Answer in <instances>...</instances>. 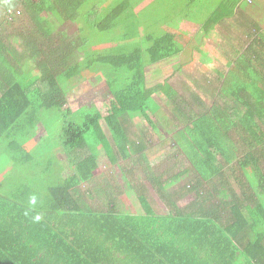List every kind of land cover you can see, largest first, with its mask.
<instances>
[{
	"label": "trees",
	"instance_id": "16d2710c",
	"mask_svg": "<svg viewBox=\"0 0 264 264\" xmlns=\"http://www.w3.org/2000/svg\"><path fill=\"white\" fill-rule=\"evenodd\" d=\"M240 1L223 0L217 5L214 15L202 23L201 36L196 37L195 43L184 40L185 43L170 29L159 33L140 31L142 17L134 11L137 2L129 0L0 2L4 10L0 25L15 22L24 8L36 23L41 33L25 35L24 44L36 46L52 44L51 41L67 44V36L54 32L59 22L68 20L79 26V44L85 38L92 43L96 31L106 36L112 34L106 43L120 44L102 51H87L81 63L71 64L37 58L39 51L32 49L29 52L35 61L32 69L20 75L19 66L3 56L6 30L0 27V60L5 62L0 71H9L7 80L0 81V135L10 138L7 146L14 153V159L18 160L19 155L23 160L32 158L22 138L28 139L37 123L52 117L63 124L61 147L89 148L95 154L103 150L110 162L115 163L114 143L122 157L131 160L133 171L141 163L137 157L128 156L124 140L127 138L134 149L144 150L145 179L138 175L136 186L125 180L127 188L136 191L142 213L129 212L123 198L126 193L119 189L117 192L103 190L100 203L91 206L86 201L87 194L78 186L77 176L61 174L63 165L57 174L61 179L48 186L41 200L37 197L39 191L31 192L37 199L25 210L26 215L41 221L48 217L49 227L55 232L52 238L56 240L49 248L70 252V255L55 256L54 264L67 259L72 264H264V27L251 19L240 23L248 42L240 48L232 47L233 52L225 49L228 58L232 54L234 59H229L226 69L219 68V77L211 78L218 83L217 90L208 92L207 86L202 85L204 92H208L210 105L201 94L186 90L187 98H192L198 107L194 110L189 103V108L186 98L167 78H155L178 56L183 57L190 51L194 55L193 46L183 44H202V38L210 36L220 21L244 16L241 12L235 14ZM9 8L19 10L11 20L6 16ZM44 10L55 16L52 24L50 18L39 16ZM116 27L119 31H115ZM84 32L86 35L81 38ZM84 48L81 46L82 53ZM183 58L176 68L185 65L187 60ZM95 63H98V72L109 68L104 80L117 105L118 120L112 122L110 117L105 118L110 138L102 127V111L95 105L84 107L83 111L76 109L78 119L68 118L71 107L67 106L64 84L81 76ZM192 80L198 82L199 77ZM158 92L172 102V117L154 103L152 96ZM134 114L144 116L150 129L158 133L160 139L155 143L158 149L169 142V159L176 154L184 156V168L152 175L151 171L157 173V168L150 165L148 153L154 142L142 129L136 131L137 139L129 137ZM4 123H7L5 129ZM164 132L171 133L172 141L162 138ZM95 147L99 148L98 153ZM45 170L55 177L51 168ZM183 175L187 177L180 184L178 179ZM147 182L155 190L158 182L163 184L165 191L161 192L167 212L159 213L152 207L146 195ZM169 189L174 192L167 193ZM185 197L189 203L179 207L178 202ZM18 205L17 200L7 207L13 211ZM4 228L9 234L10 226ZM4 263L18 264L20 260L10 253V256L6 254Z\"/></svg>",
	"mask_w": 264,
	"mask_h": 264
},
{
	"label": "rangeland",
	"instance_id": "374dc122",
	"mask_svg": "<svg viewBox=\"0 0 264 264\" xmlns=\"http://www.w3.org/2000/svg\"><path fill=\"white\" fill-rule=\"evenodd\" d=\"M98 1L102 2L103 0ZM185 1L187 0H156L154 3V9L151 10L148 15L149 18L146 19L150 22L158 21L160 17L157 11H159L160 8L166 6L165 12H169L168 14L171 15L167 17H162L163 22L170 21L171 23V25L167 29H174L179 31L185 30L186 26L183 27L178 25L176 27L175 24L181 19L183 20L182 17H184V15H188L189 19H192L190 15L195 14L194 11H199H193V8H190L192 9L190 10L184 7ZM196 1L197 0H189V3H191L193 7L202 6V3H204V5L206 4L205 8L207 9V11H210L211 8L214 7V4L218 3L219 0H200L204 1L200 4H197L199 1ZM0 2H2V0H0ZM237 10L239 13H244V16L237 15L230 22L229 30L218 29V32H213L210 37H207L206 39H204L205 37L202 38V44H224L226 46V49L228 48V51L233 52L232 47H234L235 49L240 48L241 44H246L248 42L245 41L247 40V38L242 33L244 28L240 27V23H242L245 19H251L257 21V23H259L261 27H264V0H244L243 3L237 7ZM201 14H205V12H201ZM17 20H19V18H17L16 21ZM141 22L143 23V25L140 27V30L144 29L145 32H149L148 28L156 31L161 28L156 25L150 26L149 23L144 22V18L141 19ZM12 24H15V27H12L10 30H17L18 32L22 31V34H24L23 30L25 28L22 25L17 24L16 22H13ZM146 26H148V28ZM62 27L67 30V34L70 35V37L75 36L74 31L76 30V24L67 23ZM194 28H191V31L186 30L184 34L181 32L179 36L177 35L178 38L183 41H192L191 43H195L197 41L196 37L201 36V31H199V29L195 30ZM115 31H119V27H116ZM83 35H86V32L81 33V38L83 37ZM111 36V33L106 36V34L96 31L95 38L92 43H90L89 40L86 41L85 38V40L81 41L80 44V48L82 45L86 47L84 48L83 56L87 51L92 52V49L102 51L104 48L110 46L111 44H104L103 42L107 41V39L111 38ZM238 39H241V41H239ZM19 40L24 44V37H20ZM51 42L52 44H61V42ZM42 56L45 57V54H43ZM229 59L231 61L232 59H234L232 58V54L230 55ZM229 63H225L223 65L222 63H219L217 61L215 64L209 65L208 68H205L202 71H198V74H196V78L199 77L198 82L189 79L187 80V82H189L188 85L185 81H182V83H185L187 87H190L189 89H193L207 100L208 98L206 96L208 92L214 89L217 90L218 83L216 81L212 82L211 80V78H213L216 73L214 67L226 69L228 67L227 64ZM97 66L98 63H95L92 68H88L89 70L86 71L87 73L84 74L83 72L82 75L78 77L77 81H75L77 79L76 76L71 80L65 82L64 90L69 88L73 83V87L67 95V106L71 107L70 113L68 114V118L78 119L79 116L76 112V109L83 111L84 107H90L92 105H95L102 111V127L105 133L107 134L108 138H110L109 128L105 118L110 117L112 122L118 120L119 117L117 116V105L114 98L108 91L106 82L104 80L105 78H107L106 73H108L109 68H106L102 72H98V69H96ZM195 72L197 71H194V73ZM170 84H172L176 89L177 87L175 85H177L179 90L182 91L180 89L181 82L177 79L172 78ZM202 85L207 86L208 92H206V90L204 92ZM183 92V97L186 98L184 101L187 102L188 105L187 107H191L189 106L190 103L192 105L191 108L196 110L198 107L194 105L192 98H187V93L185 91ZM159 95L160 96L154 95V101H156L160 105V107H162L169 114V116H171L172 114L170 110L172 108V102H170L169 99L165 98L164 95ZM207 101L210 102V100ZM157 120H159V117H157ZM131 122V129L133 126L135 131L139 130L141 126L149 128L147 125V120H145V117L141 114L132 115ZM62 127V121L55 120L52 117L51 119L46 120L43 123H39L35 126L33 132L31 133L32 139L30 141H26L27 138L25 137L22 138L25 145H29L28 151L32 156L30 160H26L25 158L23 160L20 155L18 156V160L14 159V153L11 152L10 148L7 145L5 146L4 144H0V174L3 175L4 172L6 176L5 182L7 183L8 181L13 180L17 184H21L30 180L32 181L33 189L40 190L42 192L41 195L43 198V195L47 191L48 186L51 184H56V182L61 179L59 178L60 176H57V174H59L60 168L63 165L64 169L62 171V174L68 175L70 173H73L77 176V181L79 183L78 186L82 191L85 192V194H87L88 197H86V201L89 202L91 206H96L100 203V201L102 200V193H104L103 190H107L108 188H110V182L113 181V183L120 185L121 191H123L122 187L125 190L126 194L123 198L127 202L126 208L129 210V212L142 213L143 210L139 204L136 191L128 189L125 180L127 181L128 179L132 182L133 185L136 186L137 184H139V181L137 179L138 175H140L141 178L145 179L144 172L142 171L144 165L142 152L144 150L142 152L138 151L134 149L132 143L128 142L127 138L124 140L123 144L125 149L129 153L128 156H133V158L137 157L139 162L141 163L137 164L134 168L136 169V171H133L131 170V160L129 158H126L127 156L125 158L122 157L121 153L116 149L115 144L113 142L112 143L114 153L117 159L115 163H111L110 158L105 154V152L103 150L99 151V148L97 147H95V149H97V153L99 151L98 154H95L93 152L94 150H90L89 148L76 149L73 147H61L64 145L60 139ZM149 134L150 135L148 136L151 139H148L154 142V144H151L153 147L151 146V150L148 153V156L151 158L150 165L153 166V168L157 166V171L163 172L166 169L172 167L174 164H176V166H179L180 163H184L186 165V161L183 155L181 156L176 154V158H168L171 155L170 144H166L161 148L159 147V149L156 147L155 143H157L160 139L157 132H154L149 129ZM42 136L43 138L37 144L36 140H38ZM129 137L132 136L130 135ZM133 139H137V134L133 136ZM156 152L159 153L155 155ZM49 168H51V171L55 176L54 178L52 175L49 176L47 175V173H45V169ZM151 172L152 175L158 174L154 173L155 171ZM112 173H114L116 177L111 178L110 174ZM186 177L187 175H183V177H180L178 179V182H182L181 180ZM1 178L2 176H0V179ZM106 180H109V182H107ZM43 181L45 182L43 183ZM147 186L148 189L146 195L151 204L157 211H165L167 208L165 209L164 205L160 202L158 195L156 194L154 189L151 188L149 182H147ZM166 191L167 193L174 192L173 189H169ZM43 201L45 202L46 200ZM33 202L34 201H31V203ZM187 202L188 198L185 197L183 198V200H181L180 204L185 205L187 204Z\"/></svg>",
	"mask_w": 264,
	"mask_h": 264
},
{
	"label": "crops",
	"instance_id": "0c3cea01",
	"mask_svg": "<svg viewBox=\"0 0 264 264\" xmlns=\"http://www.w3.org/2000/svg\"><path fill=\"white\" fill-rule=\"evenodd\" d=\"M33 1H37V0H33ZM103 1H110L112 3H116V2H120L122 0H103ZM129 1L133 2V3L137 2L134 6V11L137 13V16H141L142 18H144V22L149 23L150 26L156 25L158 27H161L158 31H156V30H151L148 28V26H146L148 28L149 32H152V31L162 32L164 30H167V28L171 25L170 21L163 22V20H162V17L171 16L170 14H168L169 12H165L166 6L160 8L159 11H157L159 14V17H160L158 21L150 22L149 20L146 19V18H149L148 17L149 13L151 12V10L154 9V3L156 0H129ZM176 1H178V0H176ZM198 1L199 2L197 4L204 2V1H200V0H198ZM243 1L244 0H241L238 5L240 6L243 3ZM222 2H223V0H219L218 3L214 4V7H212L210 11H207V9L205 8L206 4L204 5V3H202V6H196V7L194 6L193 7V5L191 3H189V0L185 1L184 7H186L187 9L193 8V11L194 10H199V11H194L195 14L190 15L192 17V19H189L188 15H184V17H182L183 20L181 19L180 21H178L175 24L176 27L178 25L183 26V27L186 26L185 30H182V31L174 30V29H170V30L178 33V36L180 35L181 32L184 33V32H186V30L191 31V28H194V27H195L194 28L195 30H198V29L200 30L202 23H204L206 21L207 17L211 18L214 15V10H216V6L221 4ZM190 10H192V9H190ZM3 11H4L3 5L0 3V22L2 21V18H3ZM22 12L23 13L19 17V20L15 21V22L17 24L22 25L25 28L23 30L24 34H22V31L18 32L17 30H10L12 27H15V24H5L3 22L0 25V27L2 26L3 30H6L5 33L3 32V36L5 37V38H3V40H4L5 44H2V45H3V48H5V50H6L3 52V53H5V54H3V56L5 58H8V61H10L11 64H14L16 67L19 66L18 69L21 70L20 75H22V74L25 75L29 72V70L32 69L31 66L34 64L33 62H35L34 58H32L30 53H29V52H31L32 49L39 51V53L36 54L38 56L37 58H41V59H45V58L47 59L48 58L49 60H51L52 63L56 62V61L58 63L62 62V63H68V64H71L74 62H80L81 63V60L83 58V53L80 50L81 49L80 44H79L80 43V37H79V29H78L79 26L77 23H74V22H71L68 20V21H64L62 23L59 22V24L56 27V32H54V33H56V35L63 34V37L67 36V38H68V40H66L67 44H36V46H33V44H23V42H21L19 40V38L24 37L25 35H30V34L38 35V33H41V32L38 30L36 23L30 18L27 10L24 8V10ZM201 12H205V14H201ZM235 14L236 15L239 14L237 9L235 10ZM39 16H46V17L50 18L51 24H52V21L54 22L55 16H53V14H51L50 12H48L46 10H44L42 13H40ZM233 19L231 17L223 19L216 26H214V29L212 31L214 33H216V32H218V29L229 30L230 29V22ZM67 23L76 24V30L74 31L75 36L70 37V35L67 34V30L64 27H62L63 25H66ZM140 31L144 32V29H141ZM213 32L211 33V35L213 34ZM51 36H52V34H51ZM210 36H207V37H210ZM207 37H205V39ZM114 43L115 42L104 43V44H111L110 46L120 45V44H114ZM110 46H108V47H110ZM183 46H187V47L193 46L194 55H192L193 52L190 51V53H187L185 56H183L184 58L182 56H178L176 59L171 61V64L169 63L170 64L169 66L167 64V70L165 69V72L158 73L157 74L158 76L155 77L158 80H162L164 78H167V81L169 83L172 81V78L180 81L181 82L180 89L182 91L179 90L177 85H175L177 87V89H176L171 84L173 86V88L179 94L183 95L184 94L183 91H186V90L194 91L193 89H189L190 87H187V85L189 84V82H187V80H189V79L192 80L193 78H196V74H198V71H202L203 69L208 68L209 65H213L217 61L219 63H222L223 65L225 63L230 62V60L228 58L229 55L227 54V52L225 50L226 46L224 44H200V45L183 44ZM201 49H202V51H201ZM92 50L97 51L96 49H92ZM43 54H45V57L42 56ZM204 54H206V56ZM203 56H205V57H203ZM57 57H59V58L57 59ZM182 58L187 60V61H185L186 62L185 65H183V66L179 65V67L176 68L175 67L176 65L181 64ZM4 66H5V62L0 60V68L3 69ZM216 68H214V70L216 72L215 75H217L219 77L220 76L219 68L218 67H216ZM155 70H157V66H155ZM166 71H169V72H166ZM194 71H197V72L194 73ZM33 72L39 73L38 70H35ZM86 73L87 72L84 71V74H86ZM188 74H193V77H190V78L186 77V76H188ZM8 76H9V71H6V70L0 71V81L1 80L6 81ZM15 76H16V74H15ZM71 79H69V80H71ZM77 80H78V76H77V79L75 81H77ZM182 81H185L187 85L185 83H182ZM72 87H73V84H71V86L66 89V95H68V93ZM159 94L164 95L162 92H158V93H154L152 97H154V95L160 96ZM1 95H2V91L0 90V96ZM204 101H206V100H204ZM210 102L207 101L208 105H210ZM154 103L156 104L158 109L162 108V107H160V105L156 101H154ZM170 117H172V115ZM39 123H37V124H39ZM6 124L7 123H4V125H2V128L5 129ZM147 125L149 128L141 126L140 129L146 131L147 134H149L150 126H149V124H147ZM35 126H34V128H35ZM32 132H30V135H29V138L27 139V141H30L32 139V137H31ZM129 132L131 133V136L133 139V136H135L134 134H136V131L134 130L133 126H132V131H129ZM6 133H3V134H6ZM162 138H166V139L172 141V135L170 132H164ZM9 139L10 138H7L6 136L0 135V144H4L6 146L8 143L7 141H9ZM39 139H41V137ZM39 139L36 140V143H38ZM167 143L169 144L168 141H167ZM26 147L28 149L29 145H26ZM178 155L182 156V154H178ZM183 164L184 163H180L179 166H176V164H174L172 167H170L169 169H166V170L179 171L181 168H184ZM156 168H157V166H156ZM62 171H61V174H62ZM157 173L160 174L159 171H157ZM48 174L49 173H47V175ZM0 176H2V178L0 179V264H5L4 262H6V254H8L10 256V253H13L14 256L19 258L20 263H18V264H54L55 263V259H54L55 256L70 255V252L68 250L64 251V250H55L54 248H49V247H53L55 245L56 240H55V238H52V237H55V235H54L55 232L53 231L52 227L51 228L49 227V224H48L49 219H47L48 217H44L45 219H42L43 221H41L34 216L26 215L27 212L25 210L28 209V207H31L32 204H34V202H36L37 197L38 198L40 197V199H41L42 192L40 190H34L32 181H30V180H29L30 182L27 181V182H24L21 184H17L13 180L8 181L6 183L5 182L6 176H5L4 172H3V175L0 174ZM110 177L113 178V177H116V175L114 173H112V174H110ZM181 177H183V176H181ZM106 181L109 182V180H106ZM110 184H111V187L107 189L108 191H111V192L116 191L117 192L118 189H119V191H121L120 185L113 183V181L110 182ZM155 186H157V190H155L153 188L154 186L151 184V188L154 189V191L156 192V194L159 197L160 202L164 205V207L166 209L167 205H166V202L164 200L163 193H162L165 191V187L160 182H158ZM147 189H148V186L146 188V192H147ZM122 190L123 191H121V192H125L123 187H122ZM34 191H39V195L37 197L35 196L36 198L33 195L35 193ZM31 192H33V194ZM17 200L19 201L18 207H16L15 210H13V211L9 210V207H7V206H9L12 203L17 202ZM181 200H183V198L180 199V201L178 202V206L184 207L182 204H180ZM31 201H34V202L31 203ZM188 203H189V200H188L187 204ZM152 207L154 208L153 205H152ZM157 212L165 213V212H167V209L165 211H157ZM50 219H51V221L53 220V218H50ZM6 225L10 226V228H7V231L9 232V234H6L4 232V230H2V228L5 229L4 226H6ZM53 225L55 226L54 221H53ZM45 236H48L49 238L47 239V238H45ZM83 256L85 257V253H83ZM59 264H72V260L67 259L66 261H63Z\"/></svg>",
	"mask_w": 264,
	"mask_h": 264
},
{
	"label": "built area",
	"instance_id": "2783aa9c",
	"mask_svg": "<svg viewBox=\"0 0 264 264\" xmlns=\"http://www.w3.org/2000/svg\"><path fill=\"white\" fill-rule=\"evenodd\" d=\"M15 8H9L7 11H6V16L9 20L12 19L13 15L15 14H18L19 13V10H14Z\"/></svg>",
	"mask_w": 264,
	"mask_h": 264
}]
</instances>
